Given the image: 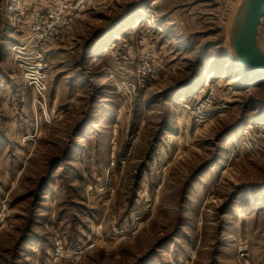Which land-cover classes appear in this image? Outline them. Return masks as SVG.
Returning a JSON list of instances; mask_svg holds the SVG:
<instances>
[{"label":"rangeland","instance_id":"374dc122","mask_svg":"<svg viewBox=\"0 0 264 264\" xmlns=\"http://www.w3.org/2000/svg\"><path fill=\"white\" fill-rule=\"evenodd\" d=\"M238 1L0 0V264H264Z\"/></svg>","mask_w":264,"mask_h":264},{"label":"water","instance_id":"95a60500","mask_svg":"<svg viewBox=\"0 0 264 264\" xmlns=\"http://www.w3.org/2000/svg\"><path fill=\"white\" fill-rule=\"evenodd\" d=\"M264 0H239L226 28V51L243 67L264 74Z\"/></svg>","mask_w":264,"mask_h":264},{"label":"built area","instance_id":"2783aa9c","mask_svg":"<svg viewBox=\"0 0 264 264\" xmlns=\"http://www.w3.org/2000/svg\"><path fill=\"white\" fill-rule=\"evenodd\" d=\"M141 73H142V72H141ZM149 73H150L149 69H146V68H145V69L143 70V73H142V74H143V77H147V76L149 75ZM39 93L41 94V91H39Z\"/></svg>","mask_w":264,"mask_h":264},{"label":"bare ground","instance_id":"6f19581e","mask_svg":"<svg viewBox=\"0 0 264 264\" xmlns=\"http://www.w3.org/2000/svg\"><path fill=\"white\" fill-rule=\"evenodd\" d=\"M15 50H16V49H15ZM20 50H21V48L18 47V51H16V52H17V53H20V52H21ZM230 57H231L230 59L234 60L232 56H230ZM234 61H235V60H234ZM241 66H242V65H241ZM244 68H245V67H244ZM252 72H254V71H252ZM254 73H256V72H254ZM263 75H264V74H263ZM27 79H28V78H27Z\"/></svg>","mask_w":264,"mask_h":264}]
</instances>
